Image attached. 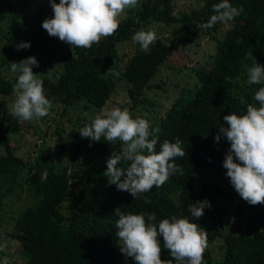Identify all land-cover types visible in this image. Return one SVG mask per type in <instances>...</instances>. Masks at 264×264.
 <instances>
[{
	"label": "trees",
	"instance_id": "obj_1",
	"mask_svg": "<svg viewBox=\"0 0 264 264\" xmlns=\"http://www.w3.org/2000/svg\"><path fill=\"white\" fill-rule=\"evenodd\" d=\"M45 2L51 18V5L49 0ZM54 2L59 3V0ZM219 2L202 0L198 6L176 13L172 0H142L138 8L128 11L114 36L102 39L90 49L71 48L61 54V70L54 80L40 78L52 103L80 106L84 111L105 105L123 79L131 85L128 89L132 103L128 109H131L140 103L144 89L150 86V81L179 44H189L201 31L213 37L212 66L208 70H197L195 88L183 90L164 114L150 123L151 127L160 128L157 151L164 140L175 142L177 138L186 151L185 157L175 160L184 175L177 173L162 187L144 193L150 203L143 198L134 199L128 191L109 184L104 176L106 161L111 152L121 150L122 144L119 141L108 144L103 137L99 142L82 138L78 130L89 123L78 124V127L72 125L67 144H59L58 153L65 158H75L84 147L87 148L89 155L72 169L67 164H55L48 155H40L33 161L18 156L11 137L20 133L29 122L9 114L4 97L13 92L16 74L0 72V145L4 149L0 154V197L4 195L1 192L3 186L9 185L7 191L14 183H21L28 186L34 198L32 204L16 215L13 224L12 237L19 242V251L25 261L11 260L7 264H129L119 262L116 208L125 214L143 213L145 217L155 213L156 224L172 216L186 217L198 224L207 231L204 264H264V212L261 214L260 208L248 205L250 212L244 224L243 200L233 213L235 225L229 228L224 221L229 214L225 209L227 203L224 205L215 199L213 184L200 175V172L211 171L215 178L226 176L223 153L230 143L223 134L219 142L214 137L219 127H227L224 115H242L248 103L257 105L253 95L264 87V84L247 83V69L255 62L264 65V0H229L243 11L228 22L227 29L220 30L222 23L208 29L200 28L199 24L207 22L214 14L212 6ZM1 10L6 11L3 4ZM151 19L179 26L178 44L168 45L158 38L149 53L134 52L120 68L117 62L119 44L131 39L136 30ZM35 20L41 27L40 33L44 30L43 20L38 14ZM18 30L19 21L12 18L7 31L1 34L10 55L8 60H0V69L10 66L20 43L16 39ZM32 41H29L30 45ZM113 72L119 75L111 74ZM119 167L126 169L128 164L121 162ZM23 171L26 173L22 179ZM205 199L213 204L204 212L212 209V214L197 220L191 216L189 205ZM160 239L163 247L162 237ZM214 240L221 243L218 258L209 247ZM161 259H172L166 249H162ZM4 261L0 256V264ZM172 264H175L174 260Z\"/></svg>",
	"mask_w": 264,
	"mask_h": 264
},
{
	"label": "clouds",
	"instance_id": "obj_2",
	"mask_svg": "<svg viewBox=\"0 0 264 264\" xmlns=\"http://www.w3.org/2000/svg\"><path fill=\"white\" fill-rule=\"evenodd\" d=\"M53 16L42 21V27L49 36L57 37L71 48L90 49L102 39L114 36L119 30L127 12L136 9L140 0H49ZM213 15L199 27L208 29L217 23H227L238 16L243 9L233 6L229 0H220L212 6ZM158 39L154 29L136 31L132 40L140 45V50L149 53ZM17 49L29 48V42H20ZM33 66L39 62L34 56L10 62V71L16 74L12 83L15 94L9 105V114L21 121L40 120L50 114L53 107L44 90L42 79L33 72ZM118 76V72L111 73ZM247 83L264 84V65L257 62L247 69ZM252 103L246 105L242 115L230 113L224 115L227 127H219L214 137L216 142L221 134L230 143L225 153L223 167L225 175L239 196L250 205L264 204V87L255 91ZM82 138L99 142L103 137L108 144L121 142L119 152H111L106 161L104 176L109 184H115L118 190L128 191L134 199L143 198V194L154 187H162L175 174L184 175L182 167L175 163L177 158L185 157L186 151L180 139L175 142L164 140L156 150L157 134L160 128L151 127L147 119L133 117L127 108L113 107L102 110L90 124L80 128ZM91 146V145H89ZM121 162L128 167H119ZM123 177V179H121ZM210 202L198 200L189 205L192 217L199 220ZM118 219L115 222V235L119 241V250L125 257H131L135 264H204V253L208 247L207 231L186 217L172 216L155 223V213L125 214L120 208L114 210ZM163 247H161V239ZM162 249H166L171 260H162ZM5 246L0 245V251ZM7 264V261H4Z\"/></svg>",
	"mask_w": 264,
	"mask_h": 264
},
{
	"label": "rangeland",
	"instance_id": "obj_3",
	"mask_svg": "<svg viewBox=\"0 0 264 264\" xmlns=\"http://www.w3.org/2000/svg\"><path fill=\"white\" fill-rule=\"evenodd\" d=\"M142 0H140L141 3ZM176 13L180 11H187L202 3V0H172ZM5 7V13L1 10V5ZM45 0H0V60L9 59L8 44L1 38V34L7 31V26L12 18L19 21V35L17 40L20 42L32 41L29 48H20L15 51L11 62H19L29 56H34L39 62V66H33V72L38 73L39 78L55 79V76L61 70V54L71 50V47L59 38L49 36L44 29L39 33L41 27L36 23L35 17L38 14L41 20L50 18L47 14ZM11 8L12 10H10ZM128 13V12H127ZM229 26L228 22L222 23L220 30L223 31ZM152 28L156 31L158 38L164 40L168 45L178 44V35L180 27L174 24H165L151 19L144 23L136 31L140 29ZM221 36V34H217ZM30 43V42H29ZM140 50V45L134 43L131 39L124 41L118 46V59L120 68L126 63L129 57ZM215 51V40L213 37L201 31L197 37L189 44H179L178 47L172 51L166 62L159 68L155 77L150 81L149 87L144 89L140 103L135 108L129 109L133 117H140L147 119L150 123L157 121L160 116L170 107L172 102L184 90L194 89L198 83L196 71L199 69L208 70L213 62L212 54ZM0 69L1 73L13 74L10 71V66H3ZM130 83L125 80H120L110 99L100 108L93 107L88 110H83L80 106L77 108L64 106L61 103H52L53 107L50 114L40 120L28 121L20 133L12 135L11 140L15 147V152L23 159L33 161L40 155L50 156L57 165L67 164L69 169L75 167L81 160L85 159L89 152L86 147L75 158H65L59 152V144L65 143L70 127H78L82 123H91L95 116L101 113L102 110L111 109L113 107L127 108L131 105V99L128 96V89ZM183 91V92H184ZM5 105L9 110V105L14 101L15 94L5 96ZM258 106V103L257 105ZM131 107V106H130ZM80 116L81 120L77 117ZM79 124V125H78ZM78 125V126H77ZM62 136V137H61ZM223 153V159L225 153ZM4 153L3 147L0 145V154ZM22 179L25 178L26 171L21 172ZM211 171L200 175L213 184V193L216 194L215 199L227 203L226 210H228V219L224 218L229 228L235 225V217L233 213L237 209V204L243 199L235 191L230 184L227 176L219 175L215 178ZM214 178L216 180H214ZM20 179V180H22ZM6 184L1 189L4 195L0 197V245L5 246L4 251H0V256L4 260H18L24 263L25 257L20 253L19 242L12 237L13 224L16 215L22 211L27 205L34 202V198L30 194L26 184L14 183L12 188H8ZM245 201V200H244ZM213 204V203H212ZM211 204V206H212ZM245 201L244 209L245 217L243 223L245 224L250 212V207ZM221 206V205H220ZM260 208V213L264 212V204L255 205ZM223 208V204L221 206ZM207 207H205V211ZM210 212H204V217L209 218ZM264 227V223H262ZM220 241L214 240L209 243V247L214 257L218 258L220 255ZM119 262L129 263L135 262L131 257H125L120 252Z\"/></svg>",
	"mask_w": 264,
	"mask_h": 264
}]
</instances>
